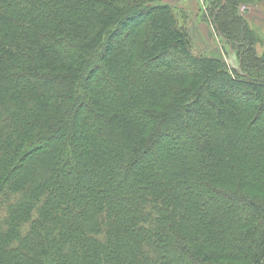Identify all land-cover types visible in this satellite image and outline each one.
<instances>
[{
    "label": "trees",
    "instance_id": "trees-1",
    "mask_svg": "<svg viewBox=\"0 0 264 264\" xmlns=\"http://www.w3.org/2000/svg\"><path fill=\"white\" fill-rule=\"evenodd\" d=\"M261 1L0 0V264H264Z\"/></svg>",
    "mask_w": 264,
    "mask_h": 264
},
{
    "label": "rangeland",
    "instance_id": "rangeland-1",
    "mask_svg": "<svg viewBox=\"0 0 264 264\" xmlns=\"http://www.w3.org/2000/svg\"><path fill=\"white\" fill-rule=\"evenodd\" d=\"M175 1L176 0H170V3L173 4ZM207 5L208 4L205 3V0H181V5L179 7H183V10H184V8L187 9V11L189 10L190 11L191 21L196 23V28H197V30L199 32V35L195 34L194 38L196 37V39L198 41L197 46L201 47V45H202V46L206 47L207 51L211 50V52L213 54H216L217 56H221L227 62V64L230 67H235V66H237L236 57L229 56L226 53V51L223 50V48H221L222 43H221V46L219 47V43L216 40L215 32H214L213 28L211 26H208L206 23H200V17H201V11H202L200 9L201 8H203V9L206 8ZM255 8H256V10H255V14H254L255 16L254 17H256L257 19L255 18L254 22L259 23L260 20L264 21V18H261V16H260V15H262V13L259 14V11H261V10H263V12H264V0L259 2L258 5H256L255 7L247 8L246 10H248V11H245V9H242L241 13H243L245 15V17H247L250 14L251 10L254 11ZM257 12H258V14H257ZM257 29H258V27H257ZM263 34L264 33H262V38L264 40V35ZM121 37H122L121 33L117 34V36L114 37V41H112V44H111V47L109 48V50L103 56H101L99 58V67H100V69L107 70L106 69V67H107V59H108L109 56L112 55V52L115 49V47L118 44V42L120 41ZM199 43H201V44H199ZM163 63L166 64V65H169V63H167V62L165 63L164 61H163ZM95 80H97V79H95V76H94L93 79H90V81H88L87 85L88 86H93L95 84ZM196 82H197L196 83L197 86H200L202 84L200 80H196ZM224 95L228 96L226 94H224ZM216 97H217V95L209 93L210 100H212L213 102H216V108H218V107L223 108L219 103H217V98ZM84 111H82V112H84ZM224 111H225V108H224ZM81 113H79V115L77 116L78 121L81 118V116H83ZM171 136H172V134H171ZM247 192H249V194L252 195V196L260 197L261 199L264 200V195L258 193L255 190H247ZM233 264H241V263L234 262Z\"/></svg>",
    "mask_w": 264,
    "mask_h": 264
},
{
    "label": "crops",
    "instance_id": "crops-1",
    "mask_svg": "<svg viewBox=\"0 0 264 264\" xmlns=\"http://www.w3.org/2000/svg\"><path fill=\"white\" fill-rule=\"evenodd\" d=\"M255 10H256V8L254 9V11L253 10H251V12H250V14L246 17L247 18V20H248V22L255 28V29H257V27H258V31L261 33V35H262V33H264V21L263 20H260V22L259 23H256V22H254L255 20V18L256 17H254L255 15ZM260 13H262V15H260L261 16V18H264V12H263V10H261V11H259V14ZM257 14H258V12H257ZM257 19V18H256ZM261 28V29H260ZM264 35V34H263Z\"/></svg>",
    "mask_w": 264,
    "mask_h": 264
},
{
    "label": "water",
    "instance_id": "water-1",
    "mask_svg": "<svg viewBox=\"0 0 264 264\" xmlns=\"http://www.w3.org/2000/svg\"><path fill=\"white\" fill-rule=\"evenodd\" d=\"M223 1H225V0H223Z\"/></svg>",
    "mask_w": 264,
    "mask_h": 264
}]
</instances>
